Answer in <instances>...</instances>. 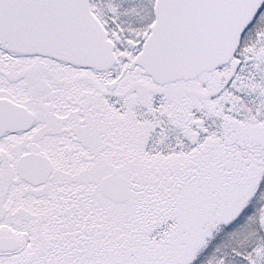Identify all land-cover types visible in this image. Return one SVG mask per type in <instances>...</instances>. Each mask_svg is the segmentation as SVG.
<instances>
[{
    "label": "snow or ice",
    "instance_id": "1",
    "mask_svg": "<svg viewBox=\"0 0 264 264\" xmlns=\"http://www.w3.org/2000/svg\"><path fill=\"white\" fill-rule=\"evenodd\" d=\"M0 264H264V0H0Z\"/></svg>",
    "mask_w": 264,
    "mask_h": 264
}]
</instances>
